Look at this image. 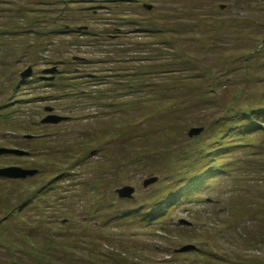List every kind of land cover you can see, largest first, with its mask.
I'll return each mask as SVG.
<instances>
[{"label": "rangeland", "instance_id": "rangeland-1", "mask_svg": "<svg viewBox=\"0 0 264 264\" xmlns=\"http://www.w3.org/2000/svg\"><path fill=\"white\" fill-rule=\"evenodd\" d=\"M0 151V264H264V0H0Z\"/></svg>", "mask_w": 264, "mask_h": 264}, {"label": "water", "instance_id": "water-1", "mask_svg": "<svg viewBox=\"0 0 264 264\" xmlns=\"http://www.w3.org/2000/svg\"><path fill=\"white\" fill-rule=\"evenodd\" d=\"M147 9H151V6H146ZM30 72H26V74H23L22 77H26L27 75H30L31 73V69L29 70ZM60 120H62V118L59 117H50L48 118L45 122H51V123H58L60 122ZM203 132V128H194L190 131L189 136H197L199 134H201ZM3 152H11V153H17V154H22L23 152L21 151H8V150H2ZM1 152V151H0ZM18 172V173H15ZM36 171H28V170H20V169H9V170H5V171H0V174H4V175H9V177H25L27 175H34L36 174ZM18 175V176H17ZM156 179H149L144 183V186H148L149 184H152L153 182H155ZM134 189L132 187H124L123 189L117 190V194L119 196V198L121 199H126V198H132V195L134 193ZM187 249V248H186Z\"/></svg>", "mask_w": 264, "mask_h": 264}, {"label": "trees", "instance_id": "trees-1", "mask_svg": "<svg viewBox=\"0 0 264 264\" xmlns=\"http://www.w3.org/2000/svg\"><path fill=\"white\" fill-rule=\"evenodd\" d=\"M146 6H151V5H144L145 8H147ZM151 8H152V6H151Z\"/></svg>", "mask_w": 264, "mask_h": 264}]
</instances>
